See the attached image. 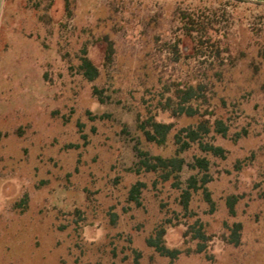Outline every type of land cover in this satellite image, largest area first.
<instances>
[{
    "label": "rangeland",
    "instance_id": "1",
    "mask_svg": "<svg viewBox=\"0 0 264 264\" xmlns=\"http://www.w3.org/2000/svg\"><path fill=\"white\" fill-rule=\"evenodd\" d=\"M182 12L206 21L219 54L190 56L194 42L183 35ZM179 38L183 57L176 61ZM85 46L100 69L94 81L80 68ZM263 47L264 0H7L0 264H172L147 244L162 225L167 245L184 251L174 264H264ZM231 54L240 58L236 66ZM175 81L203 83L210 109L229 127L227 137L207 138L227 150L226 158L207 155L213 211L202 190L188 211L180 202L188 178L201 176L195 157L205 153L198 144L178 152L175 144L196 117L160 109ZM151 116L175 124L164 146L140 130L139 119ZM140 151L179 153L186 164L166 179L165 170L140 169ZM138 181L145 183L140 204L129 199ZM230 195L237 196L235 214ZM235 222L242 224L239 245L223 240ZM200 225L213 237L203 253L185 235Z\"/></svg>",
    "mask_w": 264,
    "mask_h": 264
},
{
    "label": "trees",
    "instance_id": "2",
    "mask_svg": "<svg viewBox=\"0 0 264 264\" xmlns=\"http://www.w3.org/2000/svg\"><path fill=\"white\" fill-rule=\"evenodd\" d=\"M65 1L68 6L69 0ZM181 20L183 24V35L188 36L194 42V52L190 56H205L208 52H210L209 54L216 52H218V54L220 53L218 45L213 41L210 35L206 21L197 18L195 14L189 12H182ZM180 43L181 38L173 45L176 61L181 60L183 57L179 50ZM112 56L113 46L112 43H109L106 53V64L110 62ZM186 56L189 57V55ZM259 57L264 60V47L260 49ZM229 58L232 66H236L237 61L240 59L238 56H233L232 54ZM253 67H255V64ZM80 68L85 78L89 81H94L99 76L100 69L91 59L87 46L82 50ZM255 69V72H257V67H255ZM174 84V89L171 87L167 88L166 92L171 93V95L168 96L165 102L160 101V109L171 112L172 116L175 118L186 115L188 117H196L198 120L196 124L182 127L179 132L175 134V144L178 146V152L186 151L190 149L193 144H198L200 150L205 153L204 156L195 157V162L192 166L200 171L201 176L193 175L188 178L186 188L182 189L180 202L184 209L188 211L193 193L202 190L206 201L211 206V211H213L215 208V201L208 187L213 177L209 173L211 161L207 155L211 154L215 157L226 158L227 150L223 146L207 140V138L212 132L227 137L229 127L222 118L216 117L215 112L210 109V99L206 92V86L203 83L175 81ZM93 93L100 102H105V97L101 89L94 87ZM212 116L214 119H212ZM174 126V122L159 121L154 116L144 120L139 119V127L145 139L159 146L167 144L169 134ZM238 136L239 133H237L236 137ZM140 154V169L147 172H156L161 169L165 170L166 174L164 176L166 179L182 171L186 164V159L181 157L179 153L174 156H164L160 154L152 155L148 151H140ZM179 184L180 183H177L176 186H179ZM144 186L145 183L142 181H138L132 186L129 195L130 201L140 204V196ZM227 202L230 213L235 214L237 196L230 195ZM168 222L171 223L172 220L169 219ZM241 231L242 224L240 222H235L230 227V234L223 235V240L228 244L239 245L241 242ZM189 232L192 233L193 239L198 240L195 252H206L208 242L213 238L212 235H208L202 225L199 227L192 226L191 231L188 230L185 235L188 236ZM166 235L167 227L162 225L156 229L153 235L147 238V244L153 247L161 256L169 258L171 263L174 264V261L177 260L184 251L177 247H169L167 245Z\"/></svg>",
    "mask_w": 264,
    "mask_h": 264
},
{
    "label": "crops",
    "instance_id": "3",
    "mask_svg": "<svg viewBox=\"0 0 264 264\" xmlns=\"http://www.w3.org/2000/svg\"><path fill=\"white\" fill-rule=\"evenodd\" d=\"M6 5H7V0H0V35H1V28L3 24V17L5 14Z\"/></svg>",
    "mask_w": 264,
    "mask_h": 264
}]
</instances>
